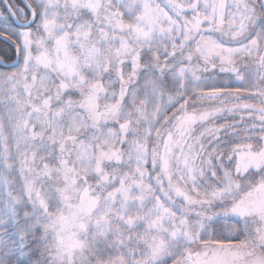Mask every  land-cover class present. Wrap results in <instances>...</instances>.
<instances>
[{"label": "snow or ice", "instance_id": "6c2138e0", "mask_svg": "<svg viewBox=\"0 0 264 264\" xmlns=\"http://www.w3.org/2000/svg\"><path fill=\"white\" fill-rule=\"evenodd\" d=\"M0 264H264V0H0Z\"/></svg>", "mask_w": 264, "mask_h": 264}]
</instances>
